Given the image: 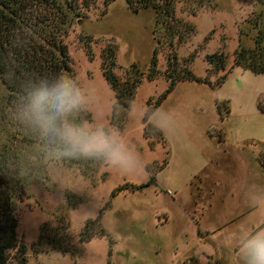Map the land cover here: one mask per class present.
<instances>
[{"label": "rangeland", "instance_id": "374dc122", "mask_svg": "<svg viewBox=\"0 0 264 264\" xmlns=\"http://www.w3.org/2000/svg\"><path fill=\"white\" fill-rule=\"evenodd\" d=\"M91 6L87 17L70 24L66 38L73 77L89 94L75 119L118 131L143 166L130 175L87 159L71 166L46 145L21 142L0 84V152L10 154L17 145L25 191L20 197L15 182L13 191L28 264H236L231 249L237 229L264 224V207L250 202L264 196V74L233 66V57L248 18L264 23V0H214L194 13L178 9L197 32L177 55L183 60L197 55L193 72L212 83L182 81L163 99L149 118L163 137L145 136L144 124L168 87L172 54L161 46L160 73L149 80L155 14L134 12L125 0H95ZM111 46L118 48L113 70L118 78L134 63L145 72L122 126L112 123L116 95L102 68V52ZM223 50L229 65L218 84L224 72L212 71L206 55ZM127 183L146 187L112 195ZM75 196L81 199L77 206ZM101 211L105 234L82 241L88 220Z\"/></svg>", "mask_w": 264, "mask_h": 264}, {"label": "trees", "instance_id": "16d2710c", "mask_svg": "<svg viewBox=\"0 0 264 264\" xmlns=\"http://www.w3.org/2000/svg\"><path fill=\"white\" fill-rule=\"evenodd\" d=\"M125 1L134 12L151 10L156 17L157 46L150 66L151 72L147 75L149 80L156 79L160 73L156 68L161 46L169 47L172 53L169 59L171 61L165 72L168 87L156 100V105L148 110L144 117L145 136L148 137L149 134L157 132L161 137V130L155 127L149 118L152 112L161 105L163 99L174 91L177 84L186 80L212 83L209 78L202 79L193 72L192 65L197 55L194 54L184 60L179 59L177 55V50L190 41L197 32L196 25L178 15L177 11L183 9V12L194 13L198 7L211 4L214 0ZM94 3L95 0H0V84L7 89L9 109L7 114L17 130L15 137L21 142L45 145L30 129L22 126L15 119L17 103L29 82L37 80L42 75L64 73L74 76L71 53L66 42L68 28L75 20L80 21L87 17L86 9L92 7ZM247 23L250 25L247 24L248 26L240 32V44L234 51L233 66H242L256 74H264V23L262 24V20L257 18L252 21V16L248 18ZM117 52V46H111L102 52V68L116 95L112 123L122 126L136 92L145 79L143 78L145 72L137 63H134L127 70L125 78H118L113 71ZM206 61L215 73L224 72L218 78V84H220L226 77L225 73L229 65L227 52L223 50L207 54ZM225 104L229 112L230 106ZM10 149H12L10 154L0 152V264H28L26 245L19 240L20 219L13 191L15 182L20 188L18 195L21 197L25 191V184L22 177V166L16 154L17 145L14 144ZM62 160L71 166H79L83 164L84 159L65 158ZM87 162L93 164L97 161L87 160ZM147 169L151 171L149 166ZM145 187L144 184L127 183L117 188L112 195L126 188L144 189ZM80 201L81 199L76 196L72 200L74 206H77ZM102 216L101 211L96 218L88 220L82 234L84 237L82 241H89L96 234H105L102 227ZM64 239L56 242L64 243ZM12 251L16 252L12 254ZM193 261H195L194 258Z\"/></svg>", "mask_w": 264, "mask_h": 264}, {"label": "clouds", "instance_id": "9594fccd", "mask_svg": "<svg viewBox=\"0 0 264 264\" xmlns=\"http://www.w3.org/2000/svg\"><path fill=\"white\" fill-rule=\"evenodd\" d=\"M88 103L89 94L71 74L42 75L23 90L15 119L56 159L100 161L125 175L139 172L143 166L139 155L118 131L75 119ZM250 202L253 207H264V196L250 198ZM233 244L236 264H264V224L237 229Z\"/></svg>", "mask_w": 264, "mask_h": 264}]
</instances>
